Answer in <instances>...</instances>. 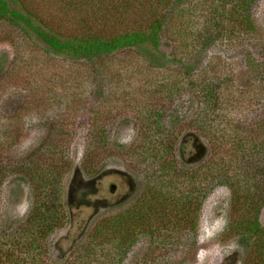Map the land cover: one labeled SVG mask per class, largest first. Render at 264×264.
<instances>
[{
    "label": "trees",
    "instance_id": "16d2710c",
    "mask_svg": "<svg viewBox=\"0 0 264 264\" xmlns=\"http://www.w3.org/2000/svg\"><path fill=\"white\" fill-rule=\"evenodd\" d=\"M99 1L103 6L105 0ZM112 1L116 4L113 10L102 6L90 10L86 25L63 31L39 16L27 0H0V27L12 30L33 54L29 62L20 54L10 62L2 55L0 63L6 66L4 74L0 72V83L14 76L19 79L21 71H28L26 88L38 91L43 82L50 90L47 101L30 108L31 113L46 118L40 125L48 131L47 140L26 160L13 156L22 137L15 124L19 119L14 122L18 116L0 114V264L54 261L51 237L68 221L64 184L72 173V162L64 151L73 138L76 113L89 107L97 144L108 142L103 126L112 110L139 114V143L130 152L148 180L147 191L132 208L98 223L76 255L68 261L64 258L62 264H121L141 236L151 238L158 249L156 255L168 264L170 251H180L187 259L189 253L179 249L180 241L189 252L194 249L201 204L219 186L232 192L234 213L226 235L238 236L250 247L255 264H264L260 223L264 124L238 122L230 128L232 121L222 114L221 83L204 74L195 80L202 56L217 39L234 35L236 29L257 32L252 11L257 0H206L210 10L205 13L185 9L182 0H143L147 9L142 7L134 26L107 30L98 22L121 19L123 15L116 11L123 7L127 11L133 5V0ZM130 56L138 64L133 72L124 76L112 69L114 61ZM50 63L59 72L46 77L43 67ZM164 73L168 77L154 78ZM186 88L199 105L191 126L214 147L212 159L197 169L179 165L166 122L168 105L185 94ZM106 107L109 113L103 115ZM6 184L30 189L33 207L24 221L9 215L4 218L1 201ZM173 212L174 224L169 220Z\"/></svg>",
    "mask_w": 264,
    "mask_h": 264
},
{
    "label": "rangeland",
    "instance_id": "374dc122",
    "mask_svg": "<svg viewBox=\"0 0 264 264\" xmlns=\"http://www.w3.org/2000/svg\"><path fill=\"white\" fill-rule=\"evenodd\" d=\"M182 1H184L182 7L194 8L196 13L210 10L206 0ZM27 3L45 21L63 31H72L86 25L87 19L91 17L89 12L97 11L102 6L99 0H27ZM114 5L116 4L112 0H105L102 7L112 9ZM142 7L143 0H133L132 7L127 11L124 7L119 8L121 12L116 11L118 15H123L121 19L107 18L103 22H98V25L100 23V27L107 30L134 26ZM143 8L147 9V7ZM252 11L258 27L257 32L236 29L237 32L232 36L227 34L221 36L202 56V63L197 69L200 75L195 76L196 80L204 74L203 76L221 83L219 94L224 104L222 114L232 121L229 123L232 129L238 122L251 125L257 122L264 124V0H257ZM27 48L28 45L12 30L5 26L0 27V58L6 55L10 62L20 54L29 62L30 59L33 60V54L27 51ZM5 66L6 63H0V72L3 74L2 69ZM137 66L135 59L130 56L114 61L112 69L126 76ZM43 68L46 77L59 72L52 63L44 65ZM258 69L260 72L254 74L253 71ZM21 72V78L16 79L14 76L0 83V114L18 116L14 122L18 118L15 124L22 130L21 140L13 149L16 160H26L30 154L37 152L48 136L47 129L40 125V122L46 118L31 113L30 108L47 101L50 98V90L43 82L38 87V91L32 89L33 87L26 88L25 80L29 78L31 72ZM168 75L157 74L154 78L161 79ZM186 90L185 94L168 105L166 122L171 130V140L175 146V157L179 165L186 163L191 168L197 169L202 168V164L212 159L214 147L210 140L200 136L191 126L196 120L199 105L197 101L194 102L191 91H188V88ZM57 91L61 93L62 89L57 88ZM89 109L90 107L76 113L74 125L71 126L73 138L68 150L64 151L72 162V173L65 178L64 184L68 221L51 237L54 261L50 264H62L64 258H67V261L71 259L76 255L78 247L88 240L98 223L132 208L143 199L147 191L148 180L130 152L139 143L141 124L139 114L121 108L112 110L111 118L109 117L103 126L108 142L97 144L94 133L96 129L93 126L94 117ZM108 113L109 107H106L102 114ZM175 115L180 116V119L174 117ZM260 135L264 139V134ZM77 170L84 178L98 183L100 188L99 194L90 197L89 200L92 202L90 206L69 205L68 192ZM112 185L116 186L114 193L110 192ZM232 201V192L228 187L215 188L204 205L201 204L194 249L190 251L191 253L188 248L185 249L182 239L179 249L183 248L184 253H189L187 259H184V255H180V251H170L169 264H249L251 262L255 264L250 247L241 243L238 236L226 235L234 213ZM32 207L29 188L6 184L1 201L4 218L9 215L24 221ZM174 214L175 212L169 219L173 224L176 222ZM260 223L264 228V207L260 214ZM157 252L158 249L151 238L141 236L121 264H168L165 259H160V255H156ZM173 254H177L178 257H174Z\"/></svg>",
    "mask_w": 264,
    "mask_h": 264
},
{
    "label": "flooded vegetation",
    "instance_id": "af4514ba",
    "mask_svg": "<svg viewBox=\"0 0 264 264\" xmlns=\"http://www.w3.org/2000/svg\"><path fill=\"white\" fill-rule=\"evenodd\" d=\"M82 180L77 182L72 189H69L68 192V201L69 205L74 204L77 207H81L82 205H92L90 197L92 195H97L100 192V188L98 187V183L93 181L92 179L84 178L81 174ZM94 203V202H93ZM97 204V203H95ZM94 204V205H95Z\"/></svg>",
    "mask_w": 264,
    "mask_h": 264
},
{
    "label": "water",
    "instance_id": "95a60500",
    "mask_svg": "<svg viewBox=\"0 0 264 264\" xmlns=\"http://www.w3.org/2000/svg\"><path fill=\"white\" fill-rule=\"evenodd\" d=\"M81 180H82V178H81V173H80V171H79V170L75 171V175H74V178H73V181H72V183H71L70 188L72 189V187H73L77 182H79V181H81ZM115 191H116V186H115V185H112V186L110 187V192H111V193H114Z\"/></svg>",
    "mask_w": 264,
    "mask_h": 264
}]
</instances>
